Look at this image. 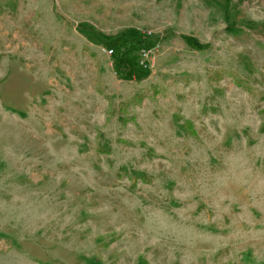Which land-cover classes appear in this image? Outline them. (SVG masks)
<instances>
[{
  "label": "rangeland",
  "instance_id": "obj_1",
  "mask_svg": "<svg viewBox=\"0 0 264 264\" xmlns=\"http://www.w3.org/2000/svg\"><path fill=\"white\" fill-rule=\"evenodd\" d=\"M0 264H264V0H0Z\"/></svg>",
  "mask_w": 264,
  "mask_h": 264
},
{
  "label": "trees",
  "instance_id": "obj_2",
  "mask_svg": "<svg viewBox=\"0 0 264 264\" xmlns=\"http://www.w3.org/2000/svg\"><path fill=\"white\" fill-rule=\"evenodd\" d=\"M123 37L128 41H122L116 49L115 56L121 59L123 62L127 61L132 62L134 58L138 57V53L143 48H150L153 44L154 36L152 34H139L135 35L130 32H126ZM114 38H110L112 40ZM138 68L141 70L147 69L138 62ZM189 125H191L189 123Z\"/></svg>",
  "mask_w": 264,
  "mask_h": 264
},
{
  "label": "built area",
  "instance_id": "obj_3",
  "mask_svg": "<svg viewBox=\"0 0 264 264\" xmlns=\"http://www.w3.org/2000/svg\"><path fill=\"white\" fill-rule=\"evenodd\" d=\"M151 48L152 47H150L148 49L147 48H143L138 53L139 54L138 62H140V64H142L145 67H148V63L146 62L145 59H147L149 57V54L151 53ZM113 51H114L113 49H110L108 52H109L110 55H112Z\"/></svg>",
  "mask_w": 264,
  "mask_h": 264
},
{
  "label": "crops",
  "instance_id": "obj_4",
  "mask_svg": "<svg viewBox=\"0 0 264 264\" xmlns=\"http://www.w3.org/2000/svg\"><path fill=\"white\" fill-rule=\"evenodd\" d=\"M181 1H184L185 5L187 7L189 6H193V4H196L197 2H201L202 0H181ZM209 1H212V0H209ZM208 0H203V2L207 3L209 2ZM215 2H220L221 0H214ZM229 3V2H228Z\"/></svg>",
  "mask_w": 264,
  "mask_h": 264
}]
</instances>
